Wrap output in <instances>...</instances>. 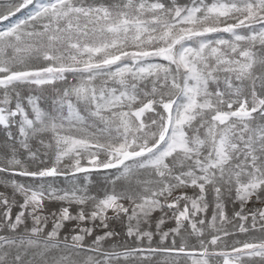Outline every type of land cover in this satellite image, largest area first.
I'll return each instance as SVG.
<instances>
[{
	"label": "snow or ice",
	"instance_id": "obj_1",
	"mask_svg": "<svg viewBox=\"0 0 264 264\" xmlns=\"http://www.w3.org/2000/svg\"><path fill=\"white\" fill-rule=\"evenodd\" d=\"M3 21L0 264H264V0H0Z\"/></svg>",
	"mask_w": 264,
	"mask_h": 264
},
{
	"label": "rangeland",
	"instance_id": "obj_2",
	"mask_svg": "<svg viewBox=\"0 0 264 264\" xmlns=\"http://www.w3.org/2000/svg\"><path fill=\"white\" fill-rule=\"evenodd\" d=\"M27 10H22V12L17 13V17H14V19L22 17L26 14ZM10 21H3L0 22V29L6 28L9 25ZM114 171V170H113ZM21 179H27V178H21ZM56 186L58 188H66L68 187V181L65 180L63 177L57 178V183ZM105 189V181L103 176L101 175H97L95 173H93L92 177H91V182L89 183V191L91 194L93 195H102L103 191ZM77 206H73V209H75ZM172 222H169V224H166L164 227L167 228L169 226H171ZM117 230L120 229V225L118 223H116L114 225Z\"/></svg>",
	"mask_w": 264,
	"mask_h": 264
}]
</instances>
